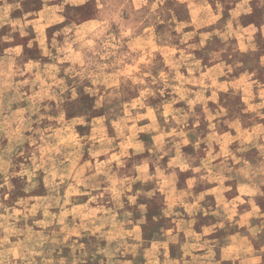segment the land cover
<instances>
[{
  "label": "rangeland",
  "instance_id": "obj_1",
  "mask_svg": "<svg viewBox=\"0 0 264 264\" xmlns=\"http://www.w3.org/2000/svg\"><path fill=\"white\" fill-rule=\"evenodd\" d=\"M0 264H264V0H0Z\"/></svg>",
  "mask_w": 264,
  "mask_h": 264
}]
</instances>
